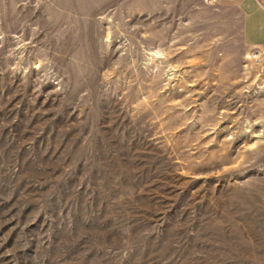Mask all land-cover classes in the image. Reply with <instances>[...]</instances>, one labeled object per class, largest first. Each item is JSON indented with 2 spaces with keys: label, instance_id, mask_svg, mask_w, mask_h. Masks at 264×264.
Masks as SVG:
<instances>
[{
  "label": "rangeland",
  "instance_id": "1",
  "mask_svg": "<svg viewBox=\"0 0 264 264\" xmlns=\"http://www.w3.org/2000/svg\"><path fill=\"white\" fill-rule=\"evenodd\" d=\"M0 264H264V49L213 0H0Z\"/></svg>",
  "mask_w": 264,
  "mask_h": 264
},
{
  "label": "crops",
  "instance_id": "2",
  "mask_svg": "<svg viewBox=\"0 0 264 264\" xmlns=\"http://www.w3.org/2000/svg\"><path fill=\"white\" fill-rule=\"evenodd\" d=\"M224 9L238 13L243 43L252 49H264V0H213Z\"/></svg>",
  "mask_w": 264,
  "mask_h": 264
}]
</instances>
